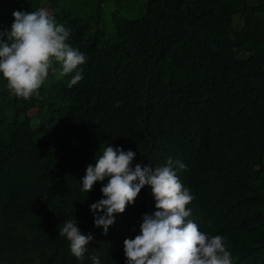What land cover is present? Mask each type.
<instances>
[{
	"label": "trees",
	"instance_id": "obj_1",
	"mask_svg": "<svg viewBox=\"0 0 264 264\" xmlns=\"http://www.w3.org/2000/svg\"><path fill=\"white\" fill-rule=\"evenodd\" d=\"M144 1L136 19L112 11L107 37L102 0H0V29L47 6L86 56L71 88L58 64L27 100L0 80V264H124L154 201L144 186L106 234L93 225L101 182L85 194L79 180L106 144L133 164L182 161L189 219L225 237L233 264H264V0ZM72 218L93 237L83 262L58 235Z\"/></svg>",
	"mask_w": 264,
	"mask_h": 264
},
{
	"label": "clouds",
	"instance_id": "obj_2",
	"mask_svg": "<svg viewBox=\"0 0 264 264\" xmlns=\"http://www.w3.org/2000/svg\"><path fill=\"white\" fill-rule=\"evenodd\" d=\"M12 17L10 25L0 29V80L13 95L25 100L39 95L54 64L60 66L57 78L70 75L69 88L83 79L80 66L86 56L68 43L70 30L64 24L44 8L13 10ZM135 155L130 149L106 144L79 180L85 194L94 182H101V198L89 204V211L93 225L105 234L114 223V214L122 213L141 188L148 187L154 210L142 215L138 234L124 238V264H233L225 237L201 231L189 219L192 210L186 206L194 196L177 175L186 165L171 157L155 167L133 164ZM58 235L83 262L92 235L82 233L76 218L65 220ZM89 259L91 264H101L98 254Z\"/></svg>",
	"mask_w": 264,
	"mask_h": 264
},
{
	"label": "rangeland",
	"instance_id": "obj_3",
	"mask_svg": "<svg viewBox=\"0 0 264 264\" xmlns=\"http://www.w3.org/2000/svg\"><path fill=\"white\" fill-rule=\"evenodd\" d=\"M103 9H102V24L107 29V37L113 36V27L111 25L110 13L114 10L119 12L120 15L125 16L130 19L139 18L145 11V1L144 0H135L134 2L122 3L121 5L116 4V0H102ZM64 2V0H61ZM41 8L46 9L49 12L47 6H42ZM51 10V9H50ZM264 23V15L261 17ZM235 24L233 28H239L241 26V20L239 16L235 17ZM31 114V111L29 112Z\"/></svg>",
	"mask_w": 264,
	"mask_h": 264
}]
</instances>
